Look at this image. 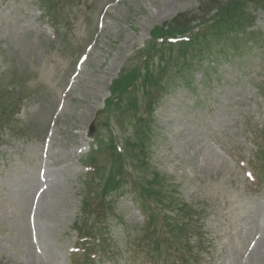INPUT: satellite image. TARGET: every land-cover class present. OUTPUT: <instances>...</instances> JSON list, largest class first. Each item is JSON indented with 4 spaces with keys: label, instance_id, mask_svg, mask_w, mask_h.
<instances>
[{
    "label": "rangeland",
    "instance_id": "1",
    "mask_svg": "<svg viewBox=\"0 0 264 264\" xmlns=\"http://www.w3.org/2000/svg\"><path fill=\"white\" fill-rule=\"evenodd\" d=\"M198 3L0 0V264H153L142 209L163 195L201 230L183 264H264V12L257 39L195 59L204 74L177 46L140 52ZM84 223L89 263L71 256Z\"/></svg>",
    "mask_w": 264,
    "mask_h": 264
},
{
    "label": "trees",
    "instance_id": "2",
    "mask_svg": "<svg viewBox=\"0 0 264 264\" xmlns=\"http://www.w3.org/2000/svg\"><path fill=\"white\" fill-rule=\"evenodd\" d=\"M260 12H264V0H199L196 10L181 13L161 27L155 28L152 33V42L147 44L140 52L145 53L146 56H151L152 53H163L165 50H171L177 46L181 49L180 53L183 56L188 57L190 55V65H192L193 70L191 68H186V70L193 73L194 70L198 71L197 69H199L204 74L206 67L202 70L201 66L194 65L195 59L198 57V63L201 60H204V62L212 60L219 62L223 56L228 54L227 47H235V50H237L239 49L238 46L243 42L252 41L255 37L257 39L260 32L254 30V27ZM196 21H199L196 24L197 28L193 24ZM194 29H197V32H193ZM186 33L189 34V37L185 36ZM177 35L181 37L180 41L174 44L168 42L171 38H178L176 37ZM184 37H186V40L182 39ZM158 40L161 42H158ZM196 50L198 51L195 52ZM146 56L145 60L139 61V66L136 67L139 73L142 72L140 66L143 65L144 67L147 62H150L146 61L149 58ZM134 71V75H136L137 71ZM143 71H145V74L150 72L148 66L147 68L144 67ZM145 77L147 75L144 76L142 74L136 79L140 80ZM133 88L135 87H132L131 90ZM131 90L125 91V94H129ZM1 95L0 115L2 121L4 119L8 122V117L12 115L11 110H8L11 92L2 90ZM118 97V99L114 98L113 104L122 100L121 95ZM137 133L140 132L137 131ZM96 139L95 141L98 144V138ZM262 140H264V136H262ZM112 179L109 178L105 182V187H110L113 184ZM102 182L103 179L99 180L98 183ZM164 197L165 195L155 197L157 200L147 198L142 209L146 215L145 226L147 229L143 239L148 244L146 245L147 249L151 250L155 255L151 258L153 264H163V259L169 256H173L172 259L174 258L172 264L175 262L183 264L178 252L184 251V248H187L188 252H190L188 248L190 246L189 238L191 236H200L201 230L197 231L194 228L193 213L176 195L168 196L167 199ZM167 208L178 209L176 219L167 216ZM83 216L86 220L88 219V213L84 212ZM76 232H79V237H82V233L88 236L94 235L90 228H86L85 223L82 228L76 229ZM142 246L139 245V248ZM188 264L191 263L188 262Z\"/></svg>",
    "mask_w": 264,
    "mask_h": 264
},
{
    "label": "water",
    "instance_id": "3",
    "mask_svg": "<svg viewBox=\"0 0 264 264\" xmlns=\"http://www.w3.org/2000/svg\"><path fill=\"white\" fill-rule=\"evenodd\" d=\"M90 133H92V128H90Z\"/></svg>",
    "mask_w": 264,
    "mask_h": 264
}]
</instances>
